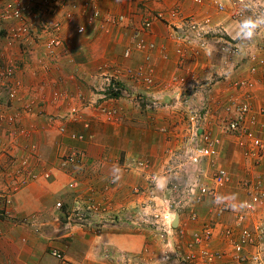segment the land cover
I'll return each instance as SVG.
<instances>
[{
  "label": "built area",
  "instance_id": "built-area-1",
  "mask_svg": "<svg viewBox=\"0 0 264 264\" xmlns=\"http://www.w3.org/2000/svg\"><path fill=\"white\" fill-rule=\"evenodd\" d=\"M154 1L163 3L165 0ZM253 1L193 0L198 8L212 11V13L185 14L180 7L172 8L169 12L172 18V39L182 46L178 67L184 68L183 75L172 77L170 84L176 91L175 99H179L180 108L177 111L181 112V118L179 117L173 125H180L182 121L186 122V133L179 139L180 150L185 151L188 162L196 167L197 171L184 187L172 185V199L168 196L162 198L152 192L158 186V178L154 174L151 162L141 158L129 159V162L124 165L125 171L142 173L146 182L145 187L135 186L132 191L136 198L141 196V199L144 197L145 200L142 203L135 201L134 213L136 214L138 210L140 215L136 216L130 211L125 212L124 217L116 214L119 217L118 220L123 221L125 217L127 218L122 223L126 228L153 232L160 234L163 238L168 237L169 250L167 254L160 257L158 264H264V172L261 171L264 165V105L256 107L254 103L258 86L264 90V52L260 47L254 49L249 42L239 40V36L231 38L224 28L225 19L238 23L241 17L240 6L244 4L251 10ZM82 2L85 23L74 26L77 35H85L88 28L95 27L98 23H102L104 29L107 25L126 26L134 30V38L138 40L137 48L142 52L154 48L153 44L147 45L143 34L152 29L155 21L166 22V16L162 11L147 9L142 22L138 25L132 17L125 15L114 17L109 14L103 17L99 0H83ZM260 7L259 16H264V5ZM60 10L63 11L62 19L52 22L49 18L56 16ZM77 11H79V4L68 0L6 1L0 10V20L11 23L3 38L5 51L11 52L14 48H19L22 54H30L40 50L43 43L45 52L38 57L37 61L41 70L47 72L49 69L47 59L54 58L59 51L64 55L69 53L68 42L63 32L66 27L75 22ZM255 28L256 25L253 26V29ZM44 37L46 40L43 41ZM188 52L192 57L205 55L210 58L209 60H212L214 55H218L220 61L217 65L211 63L204 67L199 66L200 69L194 67L188 69L186 68ZM131 54L132 49L127 48L123 56L128 59ZM243 62L249 65L247 77L232 81L230 85L232 91L225 96L217 125L216 112L210 106L200 110L197 108L196 98L184 97L185 92L196 90L203 84H213L219 78L228 80L231 72L242 68ZM104 69H106L105 77L108 78L110 86L113 82V93L119 92L121 86L114 78L115 75H113L114 80L111 81V73L107 70V65ZM17 70V64L12 59L9 65L0 69V90L3 88L7 90L10 105V113L0 114V132L9 126L10 138L18 134H28L29 132L20 128L19 121L25 115L37 114L34 111L35 101H26L25 95H21L25 87L17 77ZM131 75L136 79L139 78L147 88L155 85L150 67H139L132 71ZM180 91L184 93L181 95ZM54 99L56 101L72 100L70 95L64 92L56 93ZM119 100L117 96L109 94L105 101L108 104L95 102L93 106L98 120L111 124L118 122L123 110L112 103ZM207 101L212 99L208 98ZM38 115L41 114L38 112ZM83 115V109L71 106L63 119L81 123L89 129L90 124L83 121ZM53 122L54 120L50 119L51 125H54ZM176 129L174 128V131ZM57 130L61 136H66L68 133L64 125L59 126ZM161 131L165 134L169 132L168 128H162ZM69 138L79 141L86 139L83 134L76 133L70 134ZM226 138L237 142V145L245 150L244 155L251 163L252 169H246L247 172L239 178L237 183L245 193V198L240 203H232L221 194L232 183L230 171L219 164ZM23 150L26 152L25 156L17 161L12 159L14 166L15 161L18 163L15 171H12L10 162L7 165L8 177L10 178L11 175L12 179L7 185V190H0V198L5 200L6 205L10 202V194L17 193L26 185V178L29 181L39 177L31 164L34 161L39 162L37 145L26 144ZM5 152L9 153V148L0 137V161ZM84 156L85 153L82 150L71 147L60 157L61 170L72 177L68 184L71 190L80 188L81 182L80 177L76 175V167L79 162L84 161ZM1 171L0 166V173ZM42 177L46 180L50 179L52 171L44 172ZM105 190L108 191L107 188ZM93 191V189L90 190V193ZM199 200L210 201L212 206L210 221H205L202 226L191 229V234L188 228L176 231L173 228L175 218L183 217L185 210ZM90 201H87V205L82 198H78L73 208L75 218L71 220H77L75 223L78 221L83 223L91 217L90 211L97 215L99 210L97 206L93 209L89 205ZM56 207L61 209L63 204L58 202ZM188 214L192 224H199L201 217L196 210L191 207ZM229 216L231 221L227 222ZM20 223L37 226L33 218L29 217L23 218ZM51 254L61 264H69L58 250H53ZM104 257L116 264H133L134 262L129 256L109 251L104 252Z\"/></svg>",
  "mask_w": 264,
  "mask_h": 264
},
{
  "label": "crops",
  "instance_id": "crops-1",
  "mask_svg": "<svg viewBox=\"0 0 264 264\" xmlns=\"http://www.w3.org/2000/svg\"><path fill=\"white\" fill-rule=\"evenodd\" d=\"M6 1L26 0H0V7ZM68 1L79 4L75 22L66 27L63 32L68 42L69 53L64 55L59 51L54 58L47 59L49 64L47 72L41 70L37 61L38 57L45 52L43 43L40 50L30 54H22L19 48H14L11 52L5 51L3 38L10 28V22L0 20V69L9 65L10 59L14 60L18 67L17 77L25 87L21 95H25L26 101H35L34 111L37 113L32 116L25 115L19 121L20 128L29 132L22 135L20 141L28 145H37L39 162H32L31 159V164L34 166L39 164L35 170L40 172V168L46 165L52 169L53 174L50 180L41 179L25 188L6 205L4 218H0V264H61L52 256L53 250L61 252L69 264H73L75 259H81L82 264H116L106 259L104 252L137 253L143 249L146 242L144 234L137 233L139 232L137 229L107 224L110 221L108 217H114L116 214L124 217L123 214L133 210L136 202L142 203L141 199L137 200V198L131 203L130 188L139 184L141 179L137 175L126 174L123 171L124 163L131 158L146 159L156 166L158 173L161 172L162 166H158L166 149L163 148L166 139L159 129L169 127L171 122L175 124L178 119L175 120L174 115L171 117L166 114L163 106L155 110L149 105L153 99L158 100L160 104L168 103L170 99L167 94L175 93L168 87L172 83V77L184 73V68L178 67L182 46L172 39V18L169 12L175 7L182 8L185 14L212 12L198 8L193 0H165L163 3H156L154 0H99L103 17L109 14L114 17L125 15L140 20L144 15L141 11L146 9L162 11L165 14L166 22L155 21L152 29L143 35L147 45L153 44L154 48L142 52L137 48L138 40L134 38V30L126 26L105 25V31H107L101 32L96 25L88 28L85 35H77L74 26L85 23L83 0ZM62 15L63 11L60 10L56 16H51L49 19L55 22L61 20ZM167 22H169L168 25ZM224 28L233 37H237L234 31L236 27L230 20H224ZM39 30L42 32L41 28ZM45 38L43 41L46 40ZM127 48L132 49V56L129 59L123 56ZM186 58L188 69L192 67L200 69L199 66H208L214 61V58L209 60L210 58L205 55L192 57L190 52ZM105 63L111 66V81L118 77L123 90L118 95L120 100L112 103L123 110L121 118L119 122L112 124L98 120L93 106L95 102L105 103L109 96V80L105 78L106 73L100 71V69L104 70L107 65ZM145 66L152 69L155 80V85L150 91L134 85L133 78L126 74L129 69L137 70ZM240 72L241 69L233 75L232 79L239 80L247 75ZM113 75H115L114 78ZM217 80L220 82L203 84L196 90L181 92V95L184 93V97L193 99L198 92V94L207 95L206 100L216 96L222 99L232 90L228 89L227 80L223 78ZM58 92L69 94L72 100L56 101L54 96ZM198 96L200 98L201 95ZM255 96L257 106L260 103L264 105V90L257 88ZM196 102L199 103L198 98ZM71 106L83 109V121L90 124L89 129L81 123L63 119ZM140 106L141 108H138ZM206 106L208 103L204 108ZM38 112L41 115H38ZM3 113H10L5 88L0 90V114ZM50 119L54 120V125L50 124ZM61 125L67 128L66 136L58 133L57 128ZM8 128L10 129L9 126ZM8 128L0 132L2 139L9 133ZM72 133L83 134L86 139L72 140L69 138ZM8 138H10L9 135L4 144L9 148L10 153ZM167 144L169 147V142ZM19 147L20 144L17 148ZM21 147L23 148V145ZM71 147L79 148L87 154L88 167L87 171H79L81 185L80 188L71 190L74 193L72 200L67 190L72 177L59 166L61 155L67 153ZM235 149L233 141L226 138L220 161L224 164L222 157L228 153L233 156L237 152ZM4 160L5 157L0 161L3 168L0 173V190H7V185L10 183L8 163ZM239 161H242L240 162L242 169L240 167L232 171L228 169L233 176L234 172L239 173L240 170L244 174L246 172L247 168L242 158H239ZM261 171L264 172V165ZM76 175L78 176V173ZM241 176L243 175L236 177L239 180ZM237 183L238 181H235L232 187L236 186L238 190L240 187ZM109 187L110 189L106 191L105 189ZM92 189L94 191L90 193ZM227 189L222 191L223 197L226 196ZM78 198H82L87 205V201L91 200L89 205L93 209L97 206L98 214L90 211L91 217L83 223L79 221L75 223L77 220H71L75 218L73 208ZM58 202L63 203L61 209L56 207ZM211 209L212 206L206 210V213L208 214ZM27 216L33 218L37 226L20 223V219ZM99 217L107 222L102 221V225L97 226ZM190 226L192 224L181 216L176 231ZM191 229L192 227L188 229L189 234ZM78 244H82L81 250Z\"/></svg>",
  "mask_w": 264,
  "mask_h": 264
},
{
  "label": "rangeland",
  "instance_id": "rangeland-1",
  "mask_svg": "<svg viewBox=\"0 0 264 264\" xmlns=\"http://www.w3.org/2000/svg\"><path fill=\"white\" fill-rule=\"evenodd\" d=\"M253 3H254V5H252V8L253 9H251V10H249L247 7H245L244 4H242L240 6L241 17L239 18L238 23H234L232 21L231 22L236 27L234 31L236 32V35L239 36V40L244 41V42L245 41L246 42H249L250 43V46L251 47H254V49L256 47H258V48L260 47V48L263 49V52H264V16H259V13H258V11L261 8L260 6L261 5H264V0H254ZM2 6L3 5H1L0 10L2 9ZM146 10H144V11L142 10L141 11V14H144L143 16H145ZM143 16L141 17L140 20H136L134 17H132V18L134 19L135 23L139 25V23L142 22ZM10 25H11V23H10ZM167 25H168V23H167ZM255 25H256V28L253 29V26H255ZM97 26L100 28V31L101 32L102 31H105V29H106V28L105 29L102 28V25L100 23H98ZM146 33H148V32H146ZM229 36L231 38H236V37H233V35H231L230 32H229ZM229 36H228V38H229ZM143 37L145 38V36H143ZM131 56L129 58H131ZM213 58H214V61L212 63H214V65H217L219 63V61H220L219 56L218 55H214ZM105 64H107V63H105ZM242 65L243 66L241 68L240 74L247 73L248 72V69H249V65L245 64L244 62L242 63ZM107 67H108L107 70H111V66L109 64H107ZM99 68H101V66ZM229 68L230 69L232 68V63L229 65ZM105 70L106 69H104V70H101L100 69L101 72H105ZM132 71H134V70L129 69V70L126 71V74L129 75V76H131L133 78L134 85H136L137 87L141 86L142 88H144L147 91H150L153 88L154 85L151 88H147L143 84V82L141 80H139V78L138 79L134 78V76L131 75V72ZM231 71H233V70H231ZM239 71L240 70H238L236 72H239ZM236 72H234V71L231 72L232 73V74L230 73L231 77L229 76V79L227 80L228 81V85H229L228 86V89L229 90L231 89L230 85H231V83L233 81L232 77H233V75ZM245 77H247V75ZM105 78H107V77H105ZM244 78H241V79H244ZM117 80H119L118 77H117ZM218 82H220V80H216L215 83H218ZM168 87H169V89L172 88L170 86H168ZM258 88H261V87L258 86ZM172 91H175V90H173V88H172ZM99 92H101V90ZM175 93H176V91H175ZM174 94L173 95L167 94V96L170 99V101H167L168 103L164 102V104L163 103L160 104L158 100L153 99L152 103H149V105L152 107V109H155V110H158V109L161 108V106H163V108L165 109L164 112L166 114H168L171 117L174 115V117H175L174 119L175 120L177 118H179V117L181 118V116H180L181 115V112L177 111L180 108L179 102H178L179 99L178 100L175 99ZM198 95H201L200 98H199ZM206 96L207 95L198 94V92H197L196 98H198V101H199V103L197 105V108H199L200 110L201 109H204V106L208 103V106H210L212 108V110L216 112L215 113V117H216L215 120H216V125H217L218 122L220 121V117H221L220 116L221 106H223V104H224L225 96L222 99L219 98V97H217V96L216 97H213L214 99L212 98V101H207L206 100ZM256 100H257V98L255 96L254 103H255V105L257 107ZM134 101H135V99H134ZM137 101H138V99H137ZM260 104H262V103H260ZM138 108H141V106L138 107ZM7 110H8V107H7ZM120 118H121V116L119 117L118 122L120 121ZM186 126H187V124H186L185 121H182V123L180 125H178V124L177 125H173L172 122H171V125H169L170 128L169 127H162V128H168L169 132L167 134L162 133V131H161L162 128L159 129L160 132L165 135V139H166L165 140V142H166L165 143V146L166 147L165 146L163 147L164 149L165 148L166 149L164 150V152H163V154L161 156L162 157L161 158V161H160L162 164L159 162V166H158V167H161L162 166V169H161L162 171L158 173L159 170L151 162V164L153 166L154 174L158 178V186L152 192L155 195L159 196V197L164 198V197H167L168 196L170 199H172V185L177 184V185H179L181 187H184L189 181H191L194 173L197 171V168L194 167V166H192L188 162V160H187V158L185 156V151L184 150H180L181 144L179 142V139H180V137H182L186 133ZM174 128H177V129L174 131ZM174 132H175V135H174ZM7 137H8V134H7V136H5V138H4L5 141L4 142H6ZM21 138H22V135L21 134L20 135L18 134L17 136L12 137V138H8V140H10V153L5 152L4 156L2 157V158L5 157L4 162H7V163L10 162V164H12L13 163L12 162V159H15L17 161V159H19L22 156H25L26 155V152L21 147V145L24 146L26 144H25V142H22L21 143V141H20ZM231 140L235 144V146H236L235 151L237 150V152L233 156H232L231 153H228V154H226V156H223L222 157V161H224V164H223V162L220 161V158H219V164H221V166H223V167H225L227 169H230L231 171L233 169L234 170L235 169H240V168L242 169V163H240L242 161H239V158L240 159L242 158V160L244 161L243 163H245V165H246V168L248 170L249 169H252L251 168V163H249V161L247 160V157L244 155L245 150L242 149L239 145H237V142H234L233 139H231ZM13 141H14V143H13ZM167 142H169V147L167 146L168 145ZM19 144H20V147L17 148V146ZM16 161H15V163H16L15 166H14V164L11 165L12 166V171L13 170L15 171L17 169V167H18V163ZM126 162H129V160L125 161V163ZM125 163H124V165H125ZM38 165L39 164H36L35 166L32 165V167L34 169H36V167ZM42 167H44L43 168V171L41 170ZM42 167L40 168V172H37L35 170L37 172V175L39 177H37L36 179H31L29 181H28V178H26V185H24L23 188H20V190L17 193L10 194L11 195L10 202L12 201V199L14 198V196L16 194L20 193L25 188H28L33 183L39 182L41 179H44V177H42V175L44 174V172H46L48 170H51L52 171V169H49V167H46V165H44ZM76 169L78 170L77 171L78 177H79V173L82 170H84V171H87L88 170V167H87V154L86 153H85V156H84V161L79 162L78 163V166L76 167ZM123 171L126 174H134V175H137L141 179V182L139 184H136V185H134V186H132L130 188L131 191L129 192V197H132V200H131V203H132L135 200V198H136L135 193H133V191H132L133 188L135 186L145 187L146 186V182H145L144 177L142 176V173H140V172H137V171L126 172L125 171V168H123ZM208 171H210V170H208ZM245 171L247 172V170H245ZM10 174H11V170H10ZM233 174H235V175L233 176L231 174L232 175V183L228 186V189L226 190V196L224 195L223 198L227 199L228 201H230L232 203H240L245 198V193H244V191L241 188H238V190H237L236 189V186H234V188L232 186H233V184H234L235 181H238V178L236 176L244 175V172H242L240 170L239 173H235L234 172ZM160 178H162V179H160ZM11 179H12V177L10 175V180ZM50 179H48V180H50ZM80 182H81V179H80ZM107 189L109 190L110 187L107 188ZM67 190H68V195H69V197L72 200V197H74V193H73V191H71V189L69 188V186H67ZM139 197L137 196V200L138 199H141V196H139ZM144 200H145V198L143 197V199H141V201H144ZM210 206H211V203H210L209 200H206V201L205 200L196 201L192 206L188 207V209L185 210L183 219H186L188 221V223H191L192 224V221L189 220V214H188L189 213V210L192 207L194 210H196L198 212L199 216L201 217V221L199 222V226H202L205 221H207V222L210 221V218H211L210 211L208 212V214L206 213L207 212L206 210ZM204 210H205V212H204ZM130 212H133L134 213V210H130ZM135 215L136 216L137 215H140V214H138V210L136 211V214ZM27 217H29V216H27ZM27 217H24V218H27ZM29 218H31V217H29ZM108 218L110 219L109 222L103 221L104 219H100V217H99L98 223H96L97 226H101L102 225V221L104 223L107 222V224L108 223H112L113 225L123 226L122 223L127 220L126 217H125V219H123V221L118 220L117 218H119V217L117 215H115L114 217H108ZM121 219H122V217H121ZM227 219H228L227 222H229V217ZM20 220H22V219H20ZM105 220H107V218H105ZM190 227H192V229L193 228H197V224H192V226H190ZM190 227H188V229H190ZM131 229H134V228H131ZM183 229H186V228H183ZM179 231L180 230H178V232ZM137 233L144 234L145 237H146V242H145V246L143 247V249L141 251L137 252V253L125 252V253H122V254H124L125 256H129V258H132V260L135 262V264H158V261L160 260V257H162L165 254H167V252L169 250L168 247H167L168 237L166 236L165 238H163L160 234H154L153 232H147V231H142V230H139V232H137ZM89 244H90V242H89ZM78 245H79V248L81 250L82 249V247H81L82 244L81 245L78 244ZM73 261H74L73 264H82L81 263V259L80 260L79 259H75ZM134 262H133V264H134Z\"/></svg>",
  "mask_w": 264,
  "mask_h": 264
},
{
  "label": "trees",
  "instance_id": "trees-1",
  "mask_svg": "<svg viewBox=\"0 0 264 264\" xmlns=\"http://www.w3.org/2000/svg\"><path fill=\"white\" fill-rule=\"evenodd\" d=\"M118 83L120 84H118L119 86H121V83L118 81ZM112 84H113V82L111 83V86L109 87V90H108V92H109V94H111L112 96H114V97H118V95H119V93H121V90H122V86H121V88H120V90H119V92H116V93H113V86H112ZM123 91V90H122ZM123 94H124V92H123ZM5 208H6V202H5V200L4 199H1L0 198V218H4V212H5Z\"/></svg>",
  "mask_w": 264,
  "mask_h": 264
},
{
  "label": "water",
  "instance_id": "water-1",
  "mask_svg": "<svg viewBox=\"0 0 264 264\" xmlns=\"http://www.w3.org/2000/svg\"><path fill=\"white\" fill-rule=\"evenodd\" d=\"M178 221H179V219H178V217H176L175 220H174V223H173V228H177L178 227Z\"/></svg>",
  "mask_w": 264,
  "mask_h": 264
},
{
  "label": "clouds",
  "instance_id": "clouds-1",
  "mask_svg": "<svg viewBox=\"0 0 264 264\" xmlns=\"http://www.w3.org/2000/svg\"><path fill=\"white\" fill-rule=\"evenodd\" d=\"M4 68V67H3ZM179 219V218H178ZM174 229H177V228H174Z\"/></svg>",
  "mask_w": 264,
  "mask_h": 264
}]
</instances>
